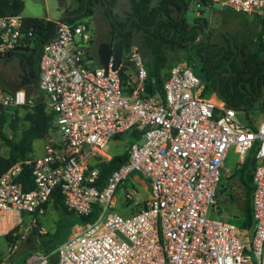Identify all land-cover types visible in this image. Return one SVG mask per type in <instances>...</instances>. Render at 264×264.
Here are the masks:
<instances>
[{
	"label": "built area",
	"instance_id": "built-area-1",
	"mask_svg": "<svg viewBox=\"0 0 264 264\" xmlns=\"http://www.w3.org/2000/svg\"><path fill=\"white\" fill-rule=\"evenodd\" d=\"M209 1L264 19V0ZM54 22V39L38 61V87L55 114L57 136L45 137L41 155L0 173V229L8 233L27 223V230L47 233L37 220L59 187L64 205L77 216H88L94 205L98 210L55 248L56 264H264V119L248 124L223 100L201 96L200 78L185 60L172 65L163 94H151L137 46L118 65L110 57L105 69L89 55L88 20ZM22 25L21 16L0 17L1 55L25 45ZM33 105L24 88L0 86V113L6 106ZM131 131L142 142L130 144L123 163L97 186L99 170L91 165L110 160L106 144ZM255 144L251 236L245 241L237 225L210 214L218 211L216 191L228 153L242 164ZM25 167L33 180L28 189L19 181ZM134 172L149 181L145 206L127 217L109 211L119 184ZM137 187L121 190L134 206ZM23 264H49V255H29Z\"/></svg>",
	"mask_w": 264,
	"mask_h": 264
},
{
	"label": "trees",
	"instance_id": "trees-1",
	"mask_svg": "<svg viewBox=\"0 0 264 264\" xmlns=\"http://www.w3.org/2000/svg\"><path fill=\"white\" fill-rule=\"evenodd\" d=\"M115 2L116 0H77L78 5L67 10L60 20L72 23L88 20L92 18L94 9L100 7L110 27L109 39L121 41L123 55H126L132 46H137L144 62L148 63L146 90L151 94L155 92L163 94V85L169 75L167 66L185 60L188 66L197 72L200 80L205 82L204 89L216 92L219 99L236 110L246 123L253 124L252 111L264 112V19L258 20L253 44L245 48L244 43L226 41L225 44L214 43L210 34L204 30L205 25L201 17L196 18L193 24L187 22L185 13L193 4L199 11L203 6H211L212 1L130 0L129 8L122 18L112 10ZM23 8L22 0H0V17H22V31L26 35L24 47H28L26 51L11 49L4 55L0 54V59L10 60L18 57L22 73L19 81L12 86L14 89L24 88L27 96L34 100L31 107L6 106L1 109L0 141L9 148V154L0 156V173L11 164L32 157L35 140L44 138L48 133L53 135L56 133L54 112L47 109L44 101L37 99L42 94L38 87V61L44 45L54 39L56 23L44 17L22 16ZM125 69L123 67L120 72L123 84L127 79ZM17 108L24 110L21 118L26 126L21 128L18 135L9 138L2 127L7 121L13 127L17 125L20 119ZM124 134H129L130 144L140 138L135 131ZM256 146L257 144L249 150L238 169L246 196L242 201L241 216L236 225L245 231L252 225L251 190L252 172L256 165ZM126 156L127 151L112 155L108 161L98 160L91 165L99 170L97 186L103 185L111 172L123 163ZM19 181L25 189L32 187L33 180L29 167L23 169ZM50 206L63 213L74 214L64 205L59 187L51 196L47 207ZM97 210L98 206L94 205L88 216L74 215L80 219V224H83L93 221ZM37 223L41 225V219H38ZM14 232L13 228L5 234L7 241L13 242ZM33 235H38V238L34 239L38 244L36 248L49 255V264H56L54 250L62 241L58 245L54 244L55 240L49 236V232L40 234L36 227L29 231L28 237L31 238ZM27 251L23 252L21 257L22 264L30 255Z\"/></svg>",
	"mask_w": 264,
	"mask_h": 264
},
{
	"label": "rangeland",
	"instance_id": "rangeland-1",
	"mask_svg": "<svg viewBox=\"0 0 264 264\" xmlns=\"http://www.w3.org/2000/svg\"><path fill=\"white\" fill-rule=\"evenodd\" d=\"M24 8L21 12L22 16L32 17H49L50 20L56 21L65 14L67 10L75 8L78 3L77 0H22ZM130 0H116L114 13L119 18L124 16L125 11L129 8ZM201 17L202 22L205 25L206 33L210 34L211 40L216 44L230 43H244L245 48L252 45L258 28L259 21L252 15L241 14L236 11H232L220 2H214L211 6H203L201 9L196 8L195 4L189 8L185 13V18L188 23L193 24L195 19ZM92 27V40L93 43L88 46L89 55L93 57L94 65L97 66L96 58V46L102 41H108L109 39V24L100 7L94 9L92 18H88ZM264 23V22H263ZM125 55H123V60ZM197 74L196 71H194ZM22 73L18 57H13L10 60L0 59V86L6 90H13L15 87L13 83L19 81L20 74ZM198 76V75H197ZM199 77V76H198ZM200 78V77H199ZM205 82L200 80V86L198 88L199 93L204 98H211L214 100H220L216 92L204 89ZM204 90V91H203ZM31 99V98H30ZM37 99L43 101L46 99L45 93L42 92L41 96ZM34 102L33 99H31ZM30 107V106H27ZM18 115L20 116L19 122L15 127L11 126L10 122L4 123L2 130L7 137L12 138L20 133L21 128L26 126V123L22 120V114L24 110L17 108ZM254 121H260L264 119V112L254 110L251 113ZM16 129V131H14ZM46 136L56 137L48 133ZM129 134H123L121 138H115L109 141L104 147V151L108 154L117 155L126 151L129 142ZM45 137L37 139L33 142V154L39 156L43 152V145ZM138 142H142V139H138ZM9 154V148L0 141V156H7ZM241 164L238 162L237 155L230 150L228 156L223 165V173L221 181L216 191V203L219 209L222 210L223 216L233 218L240 216L241 214V202L246 196L245 191L240 181V172L238 169ZM228 170V172H224ZM135 177H142L139 172H134L129 177L119 184L117 193L116 205L109 208V211L116 212L121 216L127 217L132 214L129 211H134V204L127 202L121 192L123 187H131ZM138 188V187H137ZM140 195L143 194L142 188H139ZM215 218H222L219 215L210 214ZM235 217V218H236ZM223 219V218H222ZM11 222V221H10ZM80 224V219L74 214H66L60 210L54 209L52 206L48 208L45 215L41 218V225H43L49 236L54 239V244H59L63 241L74 229ZM11 226V225H10ZM9 226V227H10ZM28 224L23 223L14 227L15 238L14 242L17 243L16 247L10 248L11 241H7L5 233L8 231L7 227L0 229V264H22L21 257L23 252L27 251L31 255L36 253H43L41 249H38V244L34 239L38 238V235L28 237L30 229H26ZM242 238L248 241L251 236L249 232L241 230ZM32 239V240H31Z\"/></svg>",
	"mask_w": 264,
	"mask_h": 264
},
{
	"label": "water",
	"instance_id": "water-1",
	"mask_svg": "<svg viewBox=\"0 0 264 264\" xmlns=\"http://www.w3.org/2000/svg\"><path fill=\"white\" fill-rule=\"evenodd\" d=\"M15 50H28V47L16 46ZM123 48L120 40L109 39L108 41H102L98 44L96 49V58L98 59L99 64L103 68H107L108 61L110 57L113 58L114 62L118 65L122 60ZM145 66L148 67V63H145ZM172 64L167 66V69L170 70Z\"/></svg>",
	"mask_w": 264,
	"mask_h": 264
},
{
	"label": "crops",
	"instance_id": "crops-1",
	"mask_svg": "<svg viewBox=\"0 0 264 264\" xmlns=\"http://www.w3.org/2000/svg\"><path fill=\"white\" fill-rule=\"evenodd\" d=\"M45 18L46 19H50L49 17H45ZM92 43H93V40H91L90 44H92ZM97 63H98V65H100L98 61H97ZM45 100L46 99H44L43 101L45 102ZM121 136L122 135H118L116 137H120L121 138ZM116 137H114L113 139H115ZM129 145H128V147H129ZM128 147H127V149H128ZM127 149H126V151H127ZM134 182L137 183V185H138L137 190H138V197H139V204L137 206H134V210H138V209H140V208L145 206V201H146L147 197L149 196L150 188H149V181L147 179L143 178V177H141V178L135 177L134 178ZM139 188H142V190H143V194L142 195H140ZM116 202H117V193H116V196H115L114 204L112 206L116 205ZM241 207H242V202H241ZM240 210L242 211L241 208H240ZM131 212L133 213L134 211L130 210L129 213H131ZM215 215H219V217H222L223 219L228 220L229 222H231V223H233L235 225H236V222L239 221L240 216H241V214H240V216H237V217L235 216L236 218L235 217H233V218L225 217V216H223L222 210L219 209V207H218V211H217V213Z\"/></svg>",
	"mask_w": 264,
	"mask_h": 264
},
{
	"label": "flooded vegetation",
	"instance_id": "flooded-vegetation-1",
	"mask_svg": "<svg viewBox=\"0 0 264 264\" xmlns=\"http://www.w3.org/2000/svg\"><path fill=\"white\" fill-rule=\"evenodd\" d=\"M91 40H92V38H91ZM97 47H98V45L96 46V49H97Z\"/></svg>",
	"mask_w": 264,
	"mask_h": 264
}]
</instances>
